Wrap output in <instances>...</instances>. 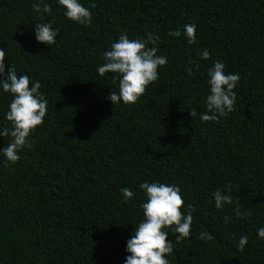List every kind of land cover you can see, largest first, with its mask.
Here are the masks:
<instances>
[{
  "label": "trees",
  "instance_id": "obj_1",
  "mask_svg": "<svg viewBox=\"0 0 264 264\" xmlns=\"http://www.w3.org/2000/svg\"><path fill=\"white\" fill-rule=\"evenodd\" d=\"M35 2L0 0L5 70L15 65L29 87L39 81L48 101L20 159L7 163L0 154V264H123L143 219L145 180L177 185L191 205L190 236L166 237L169 264H264L257 238L264 227V0H80L91 12L88 25L66 18L56 0H44L52 11L41 19ZM43 21L59 29L51 46L33 35ZM188 23L193 44L168 35ZM125 32L158 36L156 55L167 63L134 104L112 105L118 78L96 69ZM213 61L239 73L236 103L218 121H202ZM10 100L0 92V127H10ZM9 141L0 137V148ZM228 185L234 203L216 209L212 193ZM237 204L250 215L236 217ZM202 231L212 239H200ZM241 235L248 237L242 251Z\"/></svg>",
  "mask_w": 264,
  "mask_h": 264
},
{
  "label": "clouds",
  "instance_id": "obj_2",
  "mask_svg": "<svg viewBox=\"0 0 264 264\" xmlns=\"http://www.w3.org/2000/svg\"><path fill=\"white\" fill-rule=\"evenodd\" d=\"M64 11L63 15L81 25L91 23V12L83 6L80 0H56ZM33 10L43 19L44 14H51V6L44 0H36L32 5ZM58 28H53L50 21L36 22L33 35L36 41L46 45L56 42ZM184 35L188 44L195 42V25L185 24L183 30L177 28L170 30L168 35L179 37ZM147 39H129L128 34L121 33L114 42L103 52L104 63L96 71L103 76L106 72L114 73L112 79L118 78V92H110L108 99L111 104H134L145 92V88L158 78V67L167 63L163 55H156L158 48L155 46L159 37L155 34H146ZM151 41L152 46H147ZM209 52L204 49L201 59H207ZM5 51L0 48V92L8 93L11 100L4 113L9 126L0 127V137L9 136L10 141L6 147L0 148L7 163H16L19 159V150L28 145L29 134L35 127L43 123L47 111V99L39 91V81L32 80L25 75H17L15 65L7 63L5 70ZM225 64L213 61L207 69V84L209 92L205 97L207 111L199 114L202 121H218L233 111L236 103V93L233 91L240 78L239 73H226ZM189 72L191 69L188 70ZM191 117L196 116L195 109L189 111ZM139 188L145 194V200L139 207L143 210V219L136 225L134 233L126 241V255L123 264H169L167 255L173 251V240H167L169 233L175 235V240L180 241L190 236L192 224L191 205H184L180 189L175 184L159 181L144 182ZM230 185L224 192L217 188L213 193L216 209H222L224 204L234 203L229 194ZM122 198L130 199L134 193L131 189H120ZM184 206V211L181 206ZM236 217L250 215L247 211L241 213L237 204L234 209ZM225 222L228 217H225ZM199 238L212 239L211 235L202 231ZM257 238L264 239V227L257 229ZM248 241L247 235L239 237L237 248L243 250Z\"/></svg>",
  "mask_w": 264,
  "mask_h": 264
}]
</instances>
